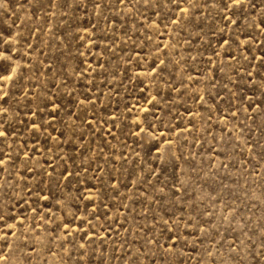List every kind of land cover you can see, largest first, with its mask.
<instances>
[{"label": "rangeland", "instance_id": "obj_1", "mask_svg": "<svg viewBox=\"0 0 264 264\" xmlns=\"http://www.w3.org/2000/svg\"><path fill=\"white\" fill-rule=\"evenodd\" d=\"M0 264H264V0H0Z\"/></svg>", "mask_w": 264, "mask_h": 264}, {"label": "snow or ice", "instance_id": "obj_2", "mask_svg": "<svg viewBox=\"0 0 264 264\" xmlns=\"http://www.w3.org/2000/svg\"><path fill=\"white\" fill-rule=\"evenodd\" d=\"M234 4L236 3H240V0H233ZM4 135V133H0V136ZM0 219H2V217H0Z\"/></svg>", "mask_w": 264, "mask_h": 264}]
</instances>
